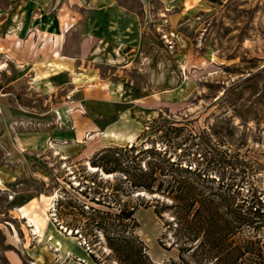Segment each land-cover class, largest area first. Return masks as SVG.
<instances>
[{
    "label": "rangeland",
    "instance_id": "1",
    "mask_svg": "<svg viewBox=\"0 0 264 264\" xmlns=\"http://www.w3.org/2000/svg\"><path fill=\"white\" fill-rule=\"evenodd\" d=\"M80 1L75 35L84 34L95 2L109 8L98 16L106 24L90 53L98 77L71 91L73 84L57 89L24 67L17 38L23 0H0V264L6 250L25 264L34 263L26 252L44 264H119L102 233L85 225L90 210L81 215L65 205L61 220L56 209L60 197L78 195L69 183L91 184L88 159L107 144L166 145L172 158L234 182L244 197L264 198V0ZM61 2L40 1L26 35L53 29ZM109 93L121 118L92 138L79 133L76 142L72 118L109 113ZM154 196L138 191L123 200L137 207L135 233L161 263L177 250L170 233L163 237L171 217L154 213ZM75 219L82 229L72 228Z\"/></svg>",
    "mask_w": 264,
    "mask_h": 264
},
{
    "label": "trees",
    "instance_id": "2",
    "mask_svg": "<svg viewBox=\"0 0 264 264\" xmlns=\"http://www.w3.org/2000/svg\"><path fill=\"white\" fill-rule=\"evenodd\" d=\"M145 142L107 144L95 151L88 159L96 169L89 174L91 184L83 183L80 189L69 183L83 198L60 197L58 217L62 220L65 205L78 208L81 215L90 210L85 225L102 233L119 264H264V234H259L264 232V198L256 193L244 197L234 182L216 180L208 168L183 157L172 158L166 145L160 149ZM138 191L155 194L151 205L159 218L165 213L171 217L164 219L163 237L170 233L176 258L161 263L149 259L135 233L137 207L123 200ZM77 221L72 228L82 229Z\"/></svg>",
    "mask_w": 264,
    "mask_h": 264
},
{
    "label": "crops",
    "instance_id": "3",
    "mask_svg": "<svg viewBox=\"0 0 264 264\" xmlns=\"http://www.w3.org/2000/svg\"><path fill=\"white\" fill-rule=\"evenodd\" d=\"M40 1L42 0H23L19 13V32L16 34L17 38L23 42L21 50L23 65L30 72L36 75L39 74V76L42 75V77H38L40 78L39 80L46 81L57 89L58 87L63 88L73 84L72 88L74 90L71 87L68 89L77 91L76 85H78L83 90L86 82L93 81L98 77L91 69L93 61L90 53L94 51L95 47H100L95 45V43L101 40L103 35L100 31L106 21H102V17L98 18V16H102L109 8L107 2L97 1L94 3L98 7H93L90 10V16L85 19L86 29L83 35H75L73 34L74 30H72L76 25L74 23L75 11L80 9V4H82L80 0H64L65 2H61L57 16H55L53 29L45 32L35 29L26 35V26L28 22L32 21L38 4L41 5ZM64 9L69 14L61 17V20L59 13L62 10L64 11ZM43 14L46 15V13ZM43 14L38 12L36 15L42 17L44 16ZM70 34L71 37L69 36ZM103 87L108 86L104 85ZM110 97L109 93V99L104 98V101H110L109 103H111L112 107L111 111L106 115L93 118L82 114L83 112L80 111L76 120L72 118V139L78 143L82 142V139L78 136L81 132H89V138H92L104 130L108 123L117 122L121 118L118 115L116 102ZM82 98L78 100L79 104L88 99L85 94H83ZM76 110L79 111V109ZM103 117L107 120V123L100 121ZM111 133L113 134L114 132ZM26 253L33 259V264H44L40 255L36 254L33 256L32 252ZM3 255L6 259L5 264H25L22 255L17 251L6 250Z\"/></svg>",
    "mask_w": 264,
    "mask_h": 264
},
{
    "label": "bare ground",
    "instance_id": "4",
    "mask_svg": "<svg viewBox=\"0 0 264 264\" xmlns=\"http://www.w3.org/2000/svg\"><path fill=\"white\" fill-rule=\"evenodd\" d=\"M91 169L94 170V171L96 170V169H93V168H91ZM140 194H141V193H140ZM142 195H144V194H142Z\"/></svg>",
    "mask_w": 264,
    "mask_h": 264
}]
</instances>
